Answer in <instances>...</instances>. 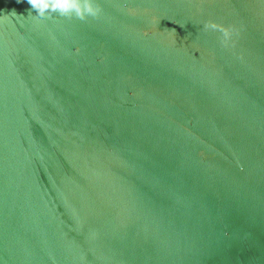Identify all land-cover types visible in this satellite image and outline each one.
<instances>
[{
  "label": "water",
  "instance_id": "1",
  "mask_svg": "<svg viewBox=\"0 0 264 264\" xmlns=\"http://www.w3.org/2000/svg\"><path fill=\"white\" fill-rule=\"evenodd\" d=\"M47 4L0 0V264H264V0Z\"/></svg>",
  "mask_w": 264,
  "mask_h": 264
},
{
  "label": "clouds",
  "instance_id": "2",
  "mask_svg": "<svg viewBox=\"0 0 264 264\" xmlns=\"http://www.w3.org/2000/svg\"><path fill=\"white\" fill-rule=\"evenodd\" d=\"M31 3L34 7L40 10L41 14H43V12L47 11L48 9L47 0H31ZM56 3H57V10L61 12L75 11L77 15H81L80 9L69 8V0H56ZM84 14L91 15L94 13L91 8H86L84 10Z\"/></svg>",
  "mask_w": 264,
  "mask_h": 264
}]
</instances>
